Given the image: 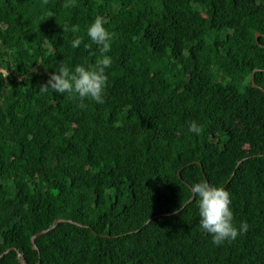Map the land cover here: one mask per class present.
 I'll list each match as a JSON object with an SVG mask.
<instances>
[{
    "label": "trees",
    "instance_id": "16d2710c",
    "mask_svg": "<svg viewBox=\"0 0 264 264\" xmlns=\"http://www.w3.org/2000/svg\"><path fill=\"white\" fill-rule=\"evenodd\" d=\"M65 2L0 0V254L264 264V0ZM98 16L113 34L105 103L41 93L61 65L95 66L96 45H71ZM202 181L230 192L246 234L213 244ZM0 264L24 263L13 249Z\"/></svg>",
    "mask_w": 264,
    "mask_h": 264
},
{
    "label": "clouds",
    "instance_id": "9594fccd",
    "mask_svg": "<svg viewBox=\"0 0 264 264\" xmlns=\"http://www.w3.org/2000/svg\"><path fill=\"white\" fill-rule=\"evenodd\" d=\"M48 2L49 0H42V6H46ZM76 6V0H66L63 5L65 8ZM63 29L64 32L77 33L80 31L79 25L71 27L64 25ZM87 36L91 43H84L83 37H76L71 46L79 48L83 43L85 49H91L93 44L96 45L99 48L100 58L95 66H77L73 71L61 65L58 71L49 76L47 83L40 87L41 93L51 90L59 94L67 93L70 99L78 97L80 108L86 107L85 99L99 104L105 103L108 81L106 69L112 64V59L107 53L111 50L113 34L105 27L104 19L98 16L87 28ZM189 131L201 134L203 128L197 122L192 121ZM191 193L194 198L198 197L200 227L206 233L211 234L214 245L220 246L225 241L235 240L241 232L245 234L248 232L247 222H243L239 228L235 226L231 194L224 187L213 186L202 181L191 186Z\"/></svg>",
    "mask_w": 264,
    "mask_h": 264
},
{
    "label": "water",
    "instance_id": "95a60500",
    "mask_svg": "<svg viewBox=\"0 0 264 264\" xmlns=\"http://www.w3.org/2000/svg\"><path fill=\"white\" fill-rule=\"evenodd\" d=\"M258 36H259V33L256 34L257 40H258ZM254 76H255V73H253V77H252L253 82H254ZM254 85H255V83H254ZM62 221H64V219H62V218H57V219L55 220L54 224L51 225L49 228L44 229V230L38 232L37 234L33 235L31 240H32V243H33L34 247H35L36 249H38V245L36 244V240H35L37 237H39V236L42 235L43 233L47 232L48 230L54 228V227L56 226L57 223L62 222ZM13 249H14V250H17V252H18V257H19L20 261H21L22 263H24V264H28V263H26L23 254H22V253H21L16 247H11V248L5 250L4 252H2V253L0 254V259H1L6 253H8L10 250H13ZM39 263H40V261H38L36 264H39Z\"/></svg>",
    "mask_w": 264,
    "mask_h": 264
}]
</instances>
